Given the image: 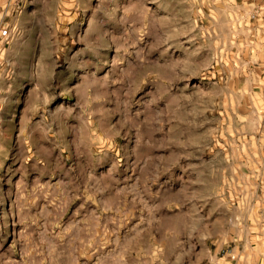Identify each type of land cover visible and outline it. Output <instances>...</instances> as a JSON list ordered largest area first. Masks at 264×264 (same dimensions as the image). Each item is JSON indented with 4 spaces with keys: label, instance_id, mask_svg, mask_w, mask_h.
<instances>
[{
    "label": "rangeland",
    "instance_id": "obj_1",
    "mask_svg": "<svg viewBox=\"0 0 264 264\" xmlns=\"http://www.w3.org/2000/svg\"><path fill=\"white\" fill-rule=\"evenodd\" d=\"M0 264H264V0H0Z\"/></svg>",
    "mask_w": 264,
    "mask_h": 264
}]
</instances>
